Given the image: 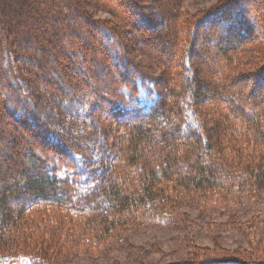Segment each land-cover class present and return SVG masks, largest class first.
<instances>
[{
	"label": "trees",
	"instance_id": "trees-1",
	"mask_svg": "<svg viewBox=\"0 0 264 264\" xmlns=\"http://www.w3.org/2000/svg\"><path fill=\"white\" fill-rule=\"evenodd\" d=\"M14 1L17 0H0V41L7 40L15 20L14 6L17 5ZM235 1L240 4L244 0ZM18 6L31 9L27 3ZM71 6L67 4L66 8L73 11L75 7ZM52 13L55 17L60 11L54 9ZM211 14L195 22L196 28L199 25L205 35L212 32L207 25ZM230 24L226 22L223 26L226 29ZM17 28L10 34L16 36ZM104 31L99 26L91 33L103 42L104 36L109 39L104 49L111 54L109 56L104 50V55L119 63L123 55L119 41L115 34ZM197 33L192 30V36ZM175 35L169 37L166 49L171 62H162L170 67V80L162 84L169 90L165 94L167 102L162 101L156 79L141 71L124 82L121 79L115 82L107 72L103 74L100 86L110 89L113 96V101H108L105 108L99 104L103 99L100 93L84 88V82L75 75L64 72L66 78L73 80V87L62 80L61 83L53 81L48 72L40 76L41 86H48L46 92L52 104L61 106L67 116L63 119L53 115L48 102L44 109L35 110L36 116L42 119L45 130L67 122V133L73 135L69 138L70 144L80 151L61 149L54 154L46 150L42 158L39 153L45 146L39 150L33 139L24 141L25 137L16 131L11 133L8 146L0 145V264H51L44 254L20 252V244L26 241L38 244L42 252L49 253L55 248L62 254L72 248L78 249L87 238L99 239L130 222L165 221L168 207L177 201L178 194L184 193L179 188L194 193L195 198L207 205L213 202L227 205L245 189L264 192V97L253 99L247 89L243 91L240 79L243 76L232 75L234 69L231 67L249 44L240 45L238 40L229 42L217 33L220 44L215 51L220 55L201 52L197 47L203 48V41L197 42L194 51L189 49L181 53L178 35ZM13 45L22 46L15 40ZM49 48L45 52L48 53ZM201 53L220 59L215 69L225 71L219 81L212 80L215 84L213 99L208 103H212L209 112L216 118L207 120L202 114L203 103L207 101L204 79L195 80L200 71L204 72L202 68L206 64L201 60ZM10 58H17L13 49L6 47L3 51L0 45V82L5 84V77L15 79L10 74V66L5 67ZM88 58L89 62L93 61ZM19 81L23 85V81ZM65 86L71 91L66 92ZM12 98L8 94L7 99L15 104L17 99ZM223 99L225 103L220 102ZM245 110L249 114L244 113ZM25 113L33 116L32 111L25 110ZM125 117L130 121L121 122L116 128L117 118ZM56 129L50 130L62 136ZM44 138L42 143L47 147H50L47 140L56 144L57 140L50 134ZM3 140L8 143V138ZM171 190H175L176 195H172ZM194 263L245 264L228 257H212Z\"/></svg>",
	"mask_w": 264,
	"mask_h": 264
},
{
	"label": "rangeland",
	"instance_id": "rangeland-1",
	"mask_svg": "<svg viewBox=\"0 0 264 264\" xmlns=\"http://www.w3.org/2000/svg\"><path fill=\"white\" fill-rule=\"evenodd\" d=\"M26 3L31 9L18 6ZM14 4L19 13L14 14L15 20L6 35L7 40L0 41L3 51L11 47L17 57L10 58L5 64L6 69L10 66L14 81L5 77L6 84L0 82V145L8 146L12 139L11 133L16 131L21 132L24 141L33 139L39 150L42 151L45 146V150L39 153L42 158L46 150H52L54 154L61 149L80 151L70 144L69 138L73 135L67 133V122L50 128L54 131L59 129L63 135L58 136L48 128L45 130L42 119L37 117L35 110L44 109L46 102L53 115H60L63 119L67 116L61 106L52 104L46 92L47 84L41 86L40 76L45 72L53 81L61 83L62 80L71 87L73 80L66 78L64 72L75 75L84 82V88L100 93L103 99L99 104L105 108L108 101H113V96L109 93L110 89L104 90L100 86L99 79L103 74L107 72L115 82L120 79L124 82L130 81L131 77H136L141 71L156 79L160 85L162 101L167 102L165 94L169 90H165L162 84L170 80V67L164 66L162 62L170 61L171 56L167 55L166 49L169 37L175 34L178 35L181 53L189 49L194 51L197 42L203 41V48L197 47L201 52L205 50L220 55L218 50L215 51L220 44L217 38L219 35L229 42L238 40L240 45L249 44L232 63V75L243 76V79L240 78L243 91L247 89L253 99L264 97V0H244L240 4L235 0H106L105 3H101V0H17ZM67 4L75 5L71 6L75 7L73 11L66 8ZM54 9L60 11L55 17L51 14ZM30 10V14H27ZM218 10L221 11L216 12ZM210 13L213 14L208 16L212 18L207 25L211 26L212 32L205 35L199 25L196 28L195 22ZM226 22L231 24L225 29L223 25ZM99 26L105 29L104 33L108 31L115 34L116 41H119L123 51L119 63L104 55V46L109 39L104 36L103 42L91 33V30L93 32ZM16 28L17 35L10 34ZM193 29L196 33L198 31L195 37L192 36ZM18 38L21 40H16ZM14 40L21 43V48L13 45ZM38 48L44 50L38 51ZM46 48H49L48 53L45 52ZM105 51L110 56V51ZM87 56L93 61L89 62ZM201 58L206 63L202 68L204 72L200 71V76H195V80L204 79L203 85L206 88L203 91L207 101L203 103L202 114L207 120L216 118L209 112L212 103H208L213 99L212 89L215 84L212 80L215 83L219 81L225 71L215 69L220 59L209 58L204 54ZM14 66L18 67L16 71ZM19 80L23 81V85H20L22 83ZM60 83L57 86L64 87ZM65 91L69 92L71 88L65 86ZM8 94L12 99H17L15 104L7 99ZM220 102L225 103L226 99ZM25 110L32 111L33 116L37 115L36 119H31L32 115L28 117ZM247 112L245 110L244 113ZM127 121H130L127 117L117 118L116 128L121 126L119 123ZM43 130L45 132L42 133ZM41 133L45 137L50 134L57 140L56 144L47 140L50 147L44 145L42 142L45 138ZM5 137L8 143L3 140ZM179 191L184 193L178 194L177 201L168 207L165 221L147 224L130 222L99 239L87 238L83 243L85 246L72 248L62 254L55 248L50 249L49 253L42 252L40 246L31 241L21 243L18 250L27 255L34 252L44 254L51 264H192L212 257L233 258L245 264H264L263 191L249 192L245 189L238 193L240 195H235L237 199L225 201L227 205L219 202L207 205L195 198L194 193L182 188ZM170 193L176 195L177 192L171 190Z\"/></svg>",
	"mask_w": 264,
	"mask_h": 264
}]
</instances>
